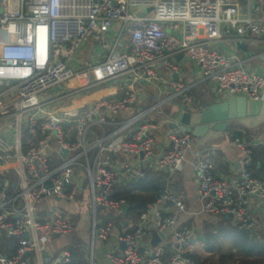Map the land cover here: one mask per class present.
<instances>
[{"label":"built area","instance_id":"2783aa9c","mask_svg":"<svg viewBox=\"0 0 264 264\" xmlns=\"http://www.w3.org/2000/svg\"><path fill=\"white\" fill-rule=\"evenodd\" d=\"M225 39L250 42L255 54L264 53V0H0V246L4 237L17 240L11 254L0 253V264H44L46 244L74 231L71 216L81 211L83 195L92 221L84 264H97L95 239L115 232L97 213L122 215L124 200L112 198L115 186L149 170L166 168L172 176L191 153L201 212L229 216L238 230L254 234L264 178L248 164L253 147L264 145V124L249 141L230 140L242 152L233 176H217L204 156L211 149L195 150L196 139L178 127L166 130L169 144L159 158L153 151L154 130L172 122L162 107L177 99L193 107L190 89L199 81L218 100L264 98V65L221 47ZM89 43L99 51L83 60ZM182 59L198 70L187 84L179 81ZM159 65L170 77L164 96L167 79ZM87 74L91 80L75 90L41 97L76 76L85 83ZM107 84L120 89L75 104L88 89ZM147 85L157 98L144 106ZM184 211L166 186L132 229L116 232L120 247L106 253L109 264H194L195 233L177 224ZM168 230L173 244L153 245ZM70 262L61 247L47 264Z\"/></svg>","mask_w":264,"mask_h":264},{"label":"crops","instance_id":"0c3cea01","mask_svg":"<svg viewBox=\"0 0 264 264\" xmlns=\"http://www.w3.org/2000/svg\"><path fill=\"white\" fill-rule=\"evenodd\" d=\"M235 43L236 42L234 41L225 39L222 40L220 46L225 49L229 48L236 50V48L234 47ZM246 43L248 49H250V52L255 54L257 52V46L252 45L250 42H246ZM98 51H99L98 47L95 44L89 43L82 49L80 56L83 60H88L92 58ZM159 66L160 67L157 70L165 80L167 79L165 84H163L165 87L161 85L160 88L162 93L161 96H164L166 93L169 92L168 90L166 91V89H169L170 85L168 80L170 81V77L168 76L169 71L167 70V68L162 67L161 65ZM180 68L182 72L180 73L179 81H181L182 83L185 84L190 83L189 81L191 79H194L193 77H196L198 74L197 68L192 66V64L188 60L185 59L180 60ZM118 89L120 88H118L117 85L115 86L114 84H107L106 86H102L100 88L94 89L92 92H90V94H88V96H84L83 98L78 99L79 102L76 101L75 104L89 103L95 100L96 98H98L99 96H102L104 94H110L111 92H113V90L115 91ZM145 90L146 92L143 93L144 97L141 100L143 105L147 106L154 103L155 99L157 98V90L153 88V86H149V85L145 87ZM190 93L193 96L195 103L198 106L202 104V101H209L210 97L214 96L211 87L206 82L203 81H199L195 85H193L190 89ZM176 101H180V100L177 99ZM166 105H169V103ZM152 118L158 124L161 121L160 116H158L157 113L154 114ZM167 129L168 127L166 125H161L160 127L154 130L155 146L153 151L157 158L161 156L164 147L166 148V146L164 145L169 144L168 142L166 143V138L164 135ZM232 138H233L232 135L226 132L224 138L215 139L211 142H208L205 147L199 148V149H209V148L211 149L210 153L205 154L204 156L213 162L217 176H227V177L233 176L239 171L238 162L242 156V152L238 148L231 146L229 144ZM194 160L195 159L193 154L192 153L188 154L181 168L172 176H169L168 172L164 170H159V171L149 170V171L153 173L157 172V174L162 173L159 175H167L164 177L165 179L169 180L167 184L170 190L175 194H177L185 205V211L178 215L177 224L179 226L191 227L195 233V241L191 248V253L196 254L198 256L205 255L206 258H209L214 253L205 252L206 235L210 234L211 230H213V233L211 234H214V232L216 231L215 228L218 227L225 229L227 228L233 229L234 226L230 221V219H226L224 216L201 212L200 202L197 200V196H196L197 183L192 167ZM249 167H253L252 162ZM258 168H259L258 165L256 168L254 167L255 170H257ZM258 177L264 178V174L261 173ZM129 182H131V180L126 181V183ZM255 213H256L258 225L261 228L260 230L262 233H264V204L259 205ZM123 215L124 214L122 213L120 217H117L118 220L115 217L114 222L109 221L115 225V232L107 240L98 242L97 264H109L108 260L105 257L106 253L111 249L113 250L115 248L120 247V245L117 243L116 240V232L122 231L123 229L130 230L133 228V224L135 220L133 221V219L131 218H127V217L125 218ZM124 220L127 221V226L122 227L119 230L118 225L121 224L122 221ZM199 236H203L204 240L199 239ZM156 238L157 241H154L156 240ZM161 238L162 239L155 237V239L153 240L154 241L153 245H156L161 240L167 243L169 247L171 246V244H173L169 230L166 231L163 236L161 235Z\"/></svg>","mask_w":264,"mask_h":264},{"label":"trees","instance_id":"16d2710c","mask_svg":"<svg viewBox=\"0 0 264 264\" xmlns=\"http://www.w3.org/2000/svg\"><path fill=\"white\" fill-rule=\"evenodd\" d=\"M257 128L247 129L241 125L232 124L227 132L230 133L233 138L238 137L240 139H246L249 141L253 132ZM251 160L253 167H248L250 172L257 177L261 173L264 174L263 144L253 147V155ZM257 165L259 168L255 170L254 167L256 168ZM159 174H157V172L153 173L148 171L145 177L140 180H131L129 183L124 181L115 186L112 198L115 200H124V203L127 205L126 213L123 215L125 218H131L133 221L136 220L140 213L145 210L146 206L151 203L157 197V195L166 188V186H168L167 183L169 180L165 179L164 177L167 175ZM7 178L11 179V181L14 180L10 174H7ZM110 214L101 215V222L106 224L108 223L110 216L116 217L117 220V217L121 216H114L112 213ZM234 228H227L226 230L230 233V237L233 238L234 242L238 241L236 246L228 248L222 243L215 244V241L213 240L214 235L211 233L207 234L205 238V252H213L214 254L209 258L202 260L200 256L189 253V256L194 261V264H264V244L259 243L258 240L256 241L257 238L255 235L246 231H240L235 226ZM73 241H75V239ZM73 241L63 247L68 250L71 257V262L66 264H84L86 262V258H83L78 250L75 248H67L69 245L74 243ZM16 246L17 240L10 237H4L2 245L0 246V253L11 254ZM224 247L226 248L224 249ZM231 248H237L241 257L236 258L235 260L226 259L227 252H223Z\"/></svg>","mask_w":264,"mask_h":264},{"label":"water","instance_id":"95a60500","mask_svg":"<svg viewBox=\"0 0 264 264\" xmlns=\"http://www.w3.org/2000/svg\"><path fill=\"white\" fill-rule=\"evenodd\" d=\"M242 49L244 50L243 47ZM251 57L259 64L264 65V53H252ZM177 78L178 75L173 74V79L177 80ZM143 97L144 94L142 93L140 98L143 99ZM162 112L172 121L168 128L178 127L182 132L190 133L196 139L194 148L197 150L205 147L208 142L224 138L232 124H238L247 129H254L263 125L264 98L249 100L244 96H230L218 100L212 96L209 101H202L199 106L195 103L193 107L172 100L169 105L162 107ZM250 165L251 163L248 164V167ZM163 170L166 171V168ZM121 209L122 213L125 214L127 205L122 204ZM224 217L229 219V216ZM126 226L127 221L124 220L118 225V229ZM161 235L163 236V234ZM25 238H28L27 234H25ZM74 239L75 231L67 236H56L54 240L49 241L42 252L43 263L47 264L57 249L71 243ZM199 239L204 240V237L199 236ZM154 241H157V238Z\"/></svg>","mask_w":264,"mask_h":264},{"label":"rangeland","instance_id":"374dc122","mask_svg":"<svg viewBox=\"0 0 264 264\" xmlns=\"http://www.w3.org/2000/svg\"><path fill=\"white\" fill-rule=\"evenodd\" d=\"M146 11H149V10L146 9ZM234 47L236 48L238 53H242L246 57L248 55L251 56V54H252V52H250V49H248V47H247V43L244 41L243 42L237 41L235 43ZM242 47L244 48V50L242 49ZM245 53H247V54H245ZM254 62L255 61L253 60L252 63H254ZM86 77H87V80L85 83L82 82L81 76H76V77H74V78H72L66 82H62V84L44 91V93L41 94V97L45 98V96L61 94V93L66 92V91H73L77 87H80V86L86 84L88 81L91 80L90 75L87 74ZM100 87H102V86L88 89L86 91V93L85 92L84 93L90 94V92H92L94 89H97ZM84 93H82V95H84ZM79 96H81V95H77V97H79ZM81 201L83 202V204L81 206V211H79V213L72 214V216H71V220L74 223L75 241H73L74 243L69 245L67 248L68 249H74L75 248L76 250H78V252L82 255L83 258H86L87 252L89 251V248H90V231H91L92 221H91V213L89 211H87L86 206H85V195L81 196ZM110 213H112L114 216H117L116 213H114L112 211H105V213H102V214L100 212H98L97 213V219H101V217H102L101 215H108ZM114 219H115V217L110 216L109 221L114 222ZM215 229H216V231L213 234L214 235L213 240L215 241V244H221L222 243V244H225L226 247H228V248H230L232 246H236L238 244V241L234 242L233 238L230 237V233L225 228L218 227ZM260 229L261 228L259 227V225L257 223V228H256L254 235L256 236V238H258L259 243L264 244V233H262ZM258 230H260V231H258ZM211 233H213V230H211ZM99 241L100 240H98L97 238L94 241V252L96 253V258H97V254H98V242ZM226 247H224V249ZM225 252H227L226 254L228 255V257L226 255V259H229V260H235L236 258L241 257L240 252L238 251L237 248L228 249L227 251H224L223 253H225ZM200 258L202 260L207 259L205 257V255L200 256Z\"/></svg>","mask_w":264,"mask_h":264}]
</instances>
